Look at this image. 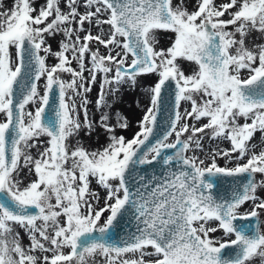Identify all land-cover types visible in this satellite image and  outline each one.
Returning <instances> with one entry per match:
<instances>
[{
	"label": "snow or ice",
	"instance_id": "6c2138e0",
	"mask_svg": "<svg viewBox=\"0 0 264 264\" xmlns=\"http://www.w3.org/2000/svg\"><path fill=\"white\" fill-rule=\"evenodd\" d=\"M162 31L174 37L167 48L157 47ZM255 34L264 37V0H13L0 11V264H264ZM149 75L139 130L117 135L128 122L117 112L109 123L112 107ZM81 133L105 143L86 147ZM206 138L230 147L205 151ZM239 177L216 195L221 179ZM125 216L132 227L119 235Z\"/></svg>",
	"mask_w": 264,
	"mask_h": 264
},
{
	"label": "rangeland",
	"instance_id": "374dc122",
	"mask_svg": "<svg viewBox=\"0 0 264 264\" xmlns=\"http://www.w3.org/2000/svg\"><path fill=\"white\" fill-rule=\"evenodd\" d=\"M194 2V0H189V7L191 8V4ZM43 0H37V5L42 4ZM13 5V0H3V8H0V11H3L5 9L11 8ZM159 38V45L157 46L158 48H167L170 46L171 39L174 38L173 34L170 32H160L158 34ZM62 39L61 36H57L55 39H51L49 42L52 45L53 50L55 51L57 49V42ZM252 39H256L257 42H264V37H260L259 34H255ZM96 45H93V48H95ZM103 51V49L101 48ZM14 51V50H13ZM48 64L54 63V60L52 58H49L47 61ZM183 69L185 70L186 73H190L191 68L193 65L189 64L188 62H181ZM72 67H76L75 62H73ZM87 75V73H85ZM62 78L65 80L70 79V74L63 73ZM156 80V77L154 75H149V76H144L140 77L138 79V83L135 88H128L124 87L121 91L122 99L116 103L112 109V119L109 121L111 124H115L116 120L119 119V117L116 116V113L119 112L122 114L124 118L127 119L128 122V128L127 129H121L118 128L116 129V134L117 135H123L127 139H131L133 135L139 130L138 128V121L142 119L143 113L146 110V107L149 104V99L148 96L146 95V91L149 86L153 85ZM43 79L39 82L40 84V91L41 93L43 92ZM97 87L93 88L92 92L89 94V99L94 100L97 96ZM29 109L31 110V106H29ZM89 114L94 117V119H98L100 113L95 111L92 105H89ZM81 119H83V113H81ZM243 123V121H241ZM257 139H259V134H257ZM81 142L89 148H96L100 144L105 143V137L103 134L99 135V140L97 139V134H93L91 137L85 136L84 133H81ZM255 143V141H253ZM219 143V146L221 148L227 149L230 147L229 142L227 141H212L209 142V140L206 138L203 141L205 151L210 150L211 148L216 147V145ZM33 153L35 154V150H33ZM201 157L203 158V153L200 154ZM218 163L223 166L224 165V160L223 159H218ZM232 166V165H229ZM261 177L259 174L256 176V179L259 180ZM27 182V180H26ZM93 187H96L95 184ZM97 191H99L101 195V203L100 206H103V196H104V191L102 189L97 188ZM261 198H264V189H261L257 193ZM251 207L250 203H245V205L242 206L240 209L241 212L246 211ZM106 215V214H105ZM260 220L264 222V214L261 215ZM261 229L264 230V223H261ZM222 235V232H217L215 236L219 237ZM25 245H27L28 241L25 238L24 240Z\"/></svg>",
	"mask_w": 264,
	"mask_h": 264
},
{
	"label": "water",
	"instance_id": "95a60500",
	"mask_svg": "<svg viewBox=\"0 0 264 264\" xmlns=\"http://www.w3.org/2000/svg\"><path fill=\"white\" fill-rule=\"evenodd\" d=\"M52 102L55 103V97H52ZM169 99L167 95L164 98V101L162 102V111L161 115L159 117L158 121V127L156 130L155 135L151 138L152 142H155V139L159 138L166 127V117L169 114ZM159 171V169L154 168H147L144 172H142V175H151L153 171ZM135 175V174H133ZM246 180V177H239L237 179L233 178H223L218 183L217 188L215 190L216 195L218 197H226L230 194L233 187L238 186L239 184L243 183ZM255 223V220L252 221ZM132 225L128 223V217H121L115 224L113 231L118 233L119 235H124L127 231L130 230ZM230 250H226L225 254L227 255Z\"/></svg>",
	"mask_w": 264,
	"mask_h": 264
}]
</instances>
